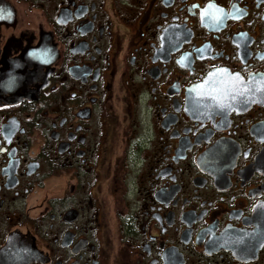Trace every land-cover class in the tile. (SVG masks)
<instances>
[{
	"label": "flooded vegetation",
	"instance_id": "obj_1",
	"mask_svg": "<svg viewBox=\"0 0 264 264\" xmlns=\"http://www.w3.org/2000/svg\"><path fill=\"white\" fill-rule=\"evenodd\" d=\"M0 264H264V0H0Z\"/></svg>",
	"mask_w": 264,
	"mask_h": 264
},
{
	"label": "rangeland",
	"instance_id": "obj_2",
	"mask_svg": "<svg viewBox=\"0 0 264 264\" xmlns=\"http://www.w3.org/2000/svg\"><path fill=\"white\" fill-rule=\"evenodd\" d=\"M114 130H115V128L112 129V132H113ZM112 132H111V141H112V142H115V143H116V142H118V141H122V139L117 138V137L114 135V133H112ZM111 146H114V147H115V148H114L115 150L112 151V155H111L112 157L115 156L116 153H119V152H120V148H121V147H124V145H111Z\"/></svg>",
	"mask_w": 264,
	"mask_h": 264
}]
</instances>
